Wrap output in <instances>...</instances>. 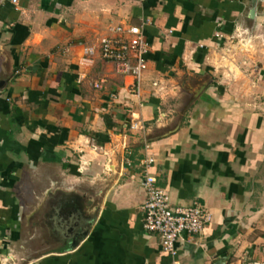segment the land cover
<instances>
[{
	"label": "crops",
	"instance_id": "crops-1",
	"mask_svg": "<svg viewBox=\"0 0 264 264\" xmlns=\"http://www.w3.org/2000/svg\"><path fill=\"white\" fill-rule=\"evenodd\" d=\"M119 23L142 26L139 79L100 57ZM144 155L211 214L179 264L264 263V0H0V264H173L142 227Z\"/></svg>",
	"mask_w": 264,
	"mask_h": 264
},
{
	"label": "built area",
	"instance_id": "built-area-1",
	"mask_svg": "<svg viewBox=\"0 0 264 264\" xmlns=\"http://www.w3.org/2000/svg\"><path fill=\"white\" fill-rule=\"evenodd\" d=\"M16 1L12 0L13 3ZM98 48L100 57L114 62L117 72L139 79L145 68V55L149 50L142 26L128 23L111 25L107 33L99 38ZM96 49L93 45L85 46L79 64L88 66L93 63ZM103 82L104 80L96 81L93 86L101 88ZM128 91L130 94H136V85H132ZM131 128L140 129L142 124L133 121ZM145 147L148 148V145ZM139 163L143 174L141 183L146 195L142 205V227L148 233H156L163 252L173 259V264H179L174 259L177 256V241L183 233H200L210 222L211 214L195 201L187 206H172L168 192L156 183L154 175L150 172L154 158L144 155Z\"/></svg>",
	"mask_w": 264,
	"mask_h": 264
},
{
	"label": "water",
	"instance_id": "water-1",
	"mask_svg": "<svg viewBox=\"0 0 264 264\" xmlns=\"http://www.w3.org/2000/svg\"><path fill=\"white\" fill-rule=\"evenodd\" d=\"M67 199L69 200L68 202L63 201L60 203V205L59 203H56L53 209L54 212H57L56 216L59 215V217L64 221L69 220L70 224L67 228L68 230H73L77 226H79L80 223V205L74 196H71ZM90 223L91 221H88V223L85 224L81 231H78L73 235L72 239L68 242V246L70 249L75 248L79 244V242L86 237Z\"/></svg>",
	"mask_w": 264,
	"mask_h": 264
},
{
	"label": "rangeland",
	"instance_id": "rangeland-1",
	"mask_svg": "<svg viewBox=\"0 0 264 264\" xmlns=\"http://www.w3.org/2000/svg\"><path fill=\"white\" fill-rule=\"evenodd\" d=\"M260 44V43H259ZM259 98V97H258ZM254 103V102H253Z\"/></svg>",
	"mask_w": 264,
	"mask_h": 264
}]
</instances>
